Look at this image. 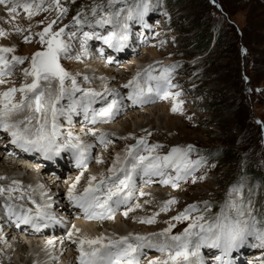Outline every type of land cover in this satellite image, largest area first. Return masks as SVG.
<instances>
[{"label": "rangeland", "instance_id": "374dc122", "mask_svg": "<svg viewBox=\"0 0 264 264\" xmlns=\"http://www.w3.org/2000/svg\"><path fill=\"white\" fill-rule=\"evenodd\" d=\"M136 3L137 0H126L109 9L107 0H60L61 7L67 9L62 16L55 4L46 3L44 10L31 19L22 8L10 14L8 7L0 4V28L7 32L6 36L0 37V46L15 49L14 53L8 54L9 57L16 55L30 58L44 47L36 33L43 31L52 21H56L53 30L65 28L64 39L72 46V58H62V66L69 73L76 74L81 88L97 91L99 87L107 86L110 81L102 78L99 83L88 76V72L83 71L85 68L78 69L77 65L89 68L96 58L100 59L102 66H92H95V73L100 72L102 73L100 76H105L109 69L106 66L119 67L123 71L122 77L126 84L135 76L130 70L128 57L140 60L144 58V65L159 63L158 67H155L157 70L163 66L167 67L165 59L169 58L175 62V69L170 78L173 79L171 81L173 88L180 93L179 96L150 103L154 106H148L147 109L144 108L145 106H131L121 111L114 121L101 123L103 127L98 126L95 129V132L100 130L101 133H106L108 140L111 141L107 147H104L105 150L104 148L100 150L102 146L100 149L97 147L94 154L96 158L103 157L107 162L105 166L108 165L109 160H112L111 152L123 157L126 148L141 137L146 138L149 145H162L157 149V154L161 156L167 155L174 147L186 148L191 145L194 148L190 154L192 160L205 157V162L177 188L162 183L144 187L156 186L167 194L172 191L173 196L170 197L169 194V197L175 198L178 203L172 205L170 211L160 212L153 224L138 222V217H150L160 211V199L153 195L151 200L147 201L149 203L144 202L148 207L137 209L138 217L132 218L133 224H138L136 229L133 228L132 234L147 235L160 232L168 227L166 221L175 224L173 234L182 232L191 220L178 223L172 220V217L192 204L198 205L201 210L192 213L193 219L200 214L206 219H214L220 213L221 206L227 201L233 185L241 181L244 185L241 195L245 201V218H248L247 201L250 200L251 215L257 220L264 219V176L259 178L248 173L251 164H257V171L264 173L262 162L264 158V0H150V11L144 17L143 23L134 18L136 26L132 24L133 28L130 29L135 32L137 42L131 44L132 49L135 50L133 56L121 57L118 62H114L117 58L114 59L107 53L112 62H104V59H107L105 56L99 57L89 53L94 52L93 46L85 52L86 44L81 31L91 33L94 38V34L98 33L94 28L99 25L91 27L88 25L90 28L88 30L85 24L81 29L79 25L73 26L74 17L81 15L82 18L87 16L89 20H93L91 8L102 4L105 11H114L115 8L124 9L121 12V19H124L129 7H134ZM98 15L102 16L104 12H99ZM209 22L212 23L211 27H208ZM17 27L24 31H16ZM202 28L207 31L211 29L213 32L214 38L210 47L197 44L199 36L206 34L205 31H201ZM101 30L106 33L105 28ZM70 33H75V36L69 37ZM98 35L101 37L102 34ZM25 37H28L30 42H26ZM217 38L220 39L215 43ZM76 56L80 58L76 59ZM90 58L95 59L89 63ZM154 58L157 60H153ZM28 66V60L23 65L17 66L14 76L7 78V88L19 87L24 82L20 69ZM84 77L88 79L85 80ZM4 86L5 84L0 87V91H4ZM66 86L70 85L66 83ZM122 89L125 91V96L129 89L119 88L120 91ZM124 101L127 103L126 99ZM166 104L169 106L168 113H165L166 110L163 108ZM176 104H179L180 110L173 112L172 108ZM142 109L143 113H139ZM129 111L132 112L128 113ZM136 115H140L139 121ZM121 119H125L124 122L123 120L119 122ZM110 124L113 126L111 129ZM111 136L115 137L110 139ZM125 137L127 139H124ZM3 140L1 139L0 143ZM211 150L215 153L213 157L206 156V151ZM104 154H107L106 157ZM4 157L19 159L9 153H4ZM19 161L22 162L20 159ZM93 163L94 161L91 165ZM63 173L68 175L69 172L64 170ZM237 195L233 193V198L235 199ZM139 197H136L134 203L139 202ZM169 197L166 200H169ZM204 202L210 205L206 212ZM263 226L258 225V227ZM159 256L160 254H157L151 260ZM148 261L145 264H148Z\"/></svg>", "mask_w": 264, "mask_h": 264}, {"label": "snow or ice", "instance_id": "6c2138e0", "mask_svg": "<svg viewBox=\"0 0 264 264\" xmlns=\"http://www.w3.org/2000/svg\"><path fill=\"white\" fill-rule=\"evenodd\" d=\"M124 2L126 0H107V5L109 9H113L115 5ZM46 3L55 4L60 9L61 16L67 12L66 8L61 7L60 0H0V4L8 7L10 14L22 8L29 19L44 10ZM122 11H124L122 8L105 11L102 4H97L91 8L93 20H89L87 16L82 18L81 15H77L73 19V26L79 25L82 29L85 24L90 27L112 25L113 30L103 37V41L116 51H122L129 39L127 21L137 17L143 23L144 17L150 11V0H137L135 6L127 10L124 19H121ZM99 12H104V15L99 16ZM54 24L56 21H52L43 31L36 33L44 47L30 58L16 55L9 58L8 54L14 53L15 49L0 46V85L7 83V78L15 73L17 66L23 65L26 60L29 61L28 67L20 69L24 82L19 87L12 86L0 91V131L7 133L11 138V144L17 148L24 152L39 153L46 160H54L62 152L72 154L76 167L81 168V175L76 177V182L71 185L67 195L87 219H114L115 212L121 205L127 206L123 215L128 217L129 212L143 207L139 202L134 203L137 193L139 196L147 195L139 191L135 177L147 178L144 183H151L152 177H161L160 183L177 188L180 181L192 176L205 162L204 158L192 160L190 154L194 148L191 145L186 148L174 147L167 155L161 156L157 154V149L162 145H149L147 139L141 137L135 144L126 148L123 157L116 156L115 162L108 169L109 175L104 173L99 176L91 175L83 190L77 192L81 176L87 170V161L96 159L91 156L94 145L86 143L80 136L73 135L70 131L61 138L59 117L64 116L70 121L71 113L79 114L78 110H82L85 119L90 123H108L124 108L122 101L125 98L133 104H144L153 101L154 97L167 99L169 96H179L180 93L173 94L169 91L173 87L170 77L175 66L161 68L158 75L155 74L157 69L153 65L138 71L122 86L129 89L126 97L119 90L109 89L107 86L103 91L83 89L76 77L61 64L62 58H72V46L64 39L65 28L54 31ZM16 31L24 30L17 27ZM6 35L7 32L0 28V37ZM68 35L75 36V33ZM81 35L85 42L92 38L89 32L81 31ZM25 41L30 42L28 37H25ZM84 79L87 80L88 77ZM66 83L70 86H66ZM76 93H80V96L77 97ZM64 101L68 103L65 104ZM95 104L101 106L96 108ZM179 110V104L172 108L173 112ZM90 135L96 137L105 147L111 143L106 133L97 136V133L92 131ZM97 162L104 163V160L99 158ZM13 184L16 182L13 181ZM243 187L242 181L233 185L227 201L214 219H206L203 214L193 219L192 213L201 211L196 204L189 205L183 212L173 216L172 220L178 223L191 220L188 226L177 234L172 233L175 224L166 221L167 228L147 235L132 233L118 237L80 235L78 240H73V243H78L79 264H142V258H146L148 252L152 250L160 256L148 261V264H206L202 249L218 250L219 254L212 253V258L217 264H233V252L249 244V237L259 242L256 246L264 248V227H258L264 225V219L257 220L251 215L250 200L247 201L248 218H245V201L241 195ZM17 190L18 188L14 187L7 189L0 187V194ZM233 193L238 194L235 199ZM177 203L175 198L166 200L161 203L159 212L150 217H140L138 222L153 224L160 212L170 211L171 206ZM5 207L9 216H16L13 208L8 205ZM47 207L49 206L37 205L34 214L32 209H28L26 214L16 216V219L18 223L32 225L37 231L42 224L48 227L59 223L45 210ZM209 207L208 202H204L205 212ZM72 229L73 231L68 232L69 239L74 233L82 231L76 225H72ZM48 243L52 244V241Z\"/></svg>", "mask_w": 264, "mask_h": 264}, {"label": "bare ground", "instance_id": "6f19581e", "mask_svg": "<svg viewBox=\"0 0 264 264\" xmlns=\"http://www.w3.org/2000/svg\"><path fill=\"white\" fill-rule=\"evenodd\" d=\"M128 21L129 22H127V23H129L130 25H129V29H128L129 30V39H128L127 43H135L136 42L135 32L130 31V29L132 30V28H133L132 27V24H133L132 19L128 20ZM108 27L113 28L112 25H108ZM96 37L97 36H95L93 38V40L91 41V45L94 48H95V45L97 42ZM103 37H102V40H103ZM94 52L91 51V53L93 55L94 54H95V56L99 55L98 53H96L95 50H94ZM129 53L133 54L131 52H129ZM111 54L109 53L108 55H111ZM89 56H90V54H89ZM112 56L114 57V55H112ZM92 57H94V56H92ZM99 57H101V55H99ZM95 58H90L89 63L91 61H93L92 59H95ZM96 59L93 61L92 65L89 68L84 67L83 65H77L78 66L77 68L78 69L85 68V69H83V71L85 70L86 72H88L87 73L88 76H91L92 79H95V81H97L99 83H100L102 78L110 81V82H108L109 84L107 85V87L109 89L119 90V88H121L123 86L122 84H125V80L122 77L123 71L120 70L119 67L106 66L107 65V63H106L105 66L109 67V69L107 70V74L105 76H100L102 73H100V72L95 73L94 71H95V66H99V67L102 66V64H101L102 62H100V59H97V60ZM128 60H130V64H129L131 66L130 70L132 73H134V75H136V73L138 71H142L143 69L148 67V65H152L151 63L150 64L148 63V65L147 64L144 65V62H143L145 60L144 58L142 60H140L139 58L129 59V57H128ZM153 60L156 61L157 58H154ZM110 61H111V59L104 60V62H110ZM170 62L171 61L169 58L165 59L166 66L170 65ZM93 65H95V66L92 67ZM129 65H127V67H129ZM158 65H159V63L153 64L154 67H158ZM77 68H75V70ZM126 69L127 68L125 67L124 70H126ZM160 69H158L157 71H159ZM70 74H71V72H70ZM71 75L76 77V74H74V73H72ZM84 75H85V73H84ZM113 83H114V85H112ZM105 86L106 85L99 87L98 91H103ZM53 87H54V85H53ZM120 92H122L124 95L125 91H123V89H122ZM76 96L79 97L80 95H76ZM17 98H19V94H17ZM154 99H155V97H154ZM126 101H127V103H126V105L124 104V108L121 111L127 110V107H129V106L130 107L131 106H135V107L145 106L144 107L145 109L149 108L148 106H150V107L154 106V105L148 104V103H146V104H148L147 106L144 104L134 105V104H132V101H130L128 99H126ZM63 103L66 104V103H68V101H64ZM97 105L98 104H95L94 107H97ZM167 105L168 104L163 106L164 110H166L165 113L169 112L168 111L169 106H167ZM155 108H156V106H155ZM153 109H151V110H153ZM121 111H120V113H121ZM131 112L132 111H129L128 113H131ZM78 113L79 114L71 113L70 114V116H71L70 121L68 119H66L64 116L59 117V124L61 125L60 130H61V134H62L61 137H63L64 135H66L70 131L73 133V135L80 136L81 139L84 140L86 143L95 144L96 138L91 136L90 133L92 131H95L96 127L100 126V128H101V127H103V125L101 123H98V124L90 123L88 120L85 119V114L82 110H78ZM120 113L117 116H115L111 121H114L116 118H118ZM139 113H143V109L141 111H139ZM139 118H140V115L139 116L136 115L137 121H139L138 120ZM122 120L123 119H121L119 122H121ZM124 120L122 122H124ZM125 125H127V123ZM85 126H88V127H85ZM125 127L127 128V126H125ZM109 128L111 129V128H113V126L110 124ZM117 129H119V128H117ZM116 132H118V131H116ZM96 133H97V136L101 134L100 130L97 131ZM3 135H4L3 133H0V137ZM112 137H115V136H111L110 139ZM107 139H109V138H107ZM135 143H133V144H135ZM101 146H102V148H101ZM97 147H99L98 149L101 148L100 150L102 151V149L105 146L102 144H96V148ZM9 148H10V144H8L7 140L4 139L3 142L0 143V177L4 178V179H0V187H3L5 189H7L9 187H14V188H18V190L15 192H11V193L6 191L3 194H0V225H1V223H4V222L6 223V219L9 216L7 208L5 207V205H8L11 208H13L17 215H23V214H26L27 211L24 212V210H22L19 207V205L17 206V204L22 203V204H28L30 206V205H32V202L29 204V203L24 202L22 200L30 201L32 198H35L38 201L40 206H42V207L49 206L45 210L47 212H49L50 215H52L57 221H59V223L51 224L52 227L57 228V227H59V224L60 225L66 224L67 225V228L65 230L66 232H68L69 230L73 231L72 225H76L77 228L82 230L78 234L74 233L72 236L73 239H77L80 235H88L91 237H95V236H99V235L118 237V236H123V235H128L130 233H133L134 232L133 228L136 229V226L138 224L137 225L133 224L132 221H134V219H132V218L134 216L135 217L137 216V210L134 212H129L128 217H125L123 215V213H124V211H123L122 213L120 212L118 215H116L114 219L107 220L106 223H104L102 225L106 230L104 232H107V233H104L102 231H98V229H102V226H100V228L97 227L96 229H93V230L86 227L82 221V218H81L79 212H76V218L75 219H69L67 217L66 213L62 211L64 209L59 210V208L69 209L70 204L68 201L63 199L62 194H63L64 188H66L69 184H73L74 182H76V181L73 182V180L76 178V176L78 174L77 171H71L70 173H68V175H66L63 173L65 168L61 165H59V167H57L55 169L56 173H58L56 175L51 174V173L46 172V171H40L41 168H40L39 163H35V162L32 163L31 159H29L30 162L28 163L25 161L20 162L19 159L4 157V153H7V154L9 153ZM104 150H105V148H104ZM3 151H4V153H2ZM111 153H112V160H109V163L107 166H105V164L107 163L105 160H104V163H96V161L99 157L96 158V160H94V163L92 165L87 163V169H88V172H90V174H89L90 176L91 175L99 176L101 173L108 175L107 169L109 168L110 164H113L115 162V158L117 155L114 152H111ZM106 155L107 154H104L105 157H106ZM101 158H103V157H101ZM105 168H107V169H105ZM79 170L81 171V168H79ZM90 176H88V178ZM13 181H15L16 184H13ZM135 181H136V185H137V188L139 189V191H142V192L147 194V195H144L143 197L140 198L139 194L137 193V198L139 197L138 201L140 204H143V207H148L144 204V202L150 201L151 197L153 195H156L159 197L160 205L162 202H164L166 199H168L169 194H170V197L173 196L172 191H170L169 194H167V193H165V191H163V189L156 187V186L155 187L150 186L149 188H141L140 187L141 184H145L144 181L143 180L138 181V180H136V178H135ZM158 185H160V184H158ZM157 189H159V190H157ZM10 196H11V199H9ZM145 196H147V197L145 198ZM20 197H23L22 200H20L21 199ZM170 197H169V199H170ZM52 203H55L54 208H50ZM160 205H159V207H160ZM32 211H34V210H32ZM140 213H142V212H140ZM140 213H138V215ZM138 218H137V220H138ZM138 228H140V227H138ZM50 237H52V235ZM48 238H49V236H46V235H39V236H37V235H30L29 236L28 235L25 237V236H23V233H15L14 231L8 230L7 228H5V226L0 227V264H70V261L68 259V254L62 253V250L57 248L58 243L55 240V237L52 240H48ZM60 239L63 240V236H60ZM49 241H52V244H49L48 243ZM66 246H67V248L72 249L71 244L68 243V244H66ZM202 251H203V249H202ZM203 253H204V257H205V261H206V259L209 257V255L206 252H203ZM255 253H257V252H255ZM255 253H253L254 254L253 256L257 255ZM157 254H159V253H157V252L148 253L146 258H142V264L143 263L145 264L146 261L151 260V258ZM253 256H252V254L249 253L248 259L250 262L253 261V262H251L252 264H261L262 263L263 260H261L260 257L252 258ZM143 260H144V262H143ZM206 264H211V263L206 261Z\"/></svg>", "mask_w": 264, "mask_h": 264}, {"label": "trees", "instance_id": "16d2710c", "mask_svg": "<svg viewBox=\"0 0 264 264\" xmlns=\"http://www.w3.org/2000/svg\"><path fill=\"white\" fill-rule=\"evenodd\" d=\"M211 26H212V23L209 22L208 27H211ZM201 31H205L206 34H204V36L203 35L202 36H199V39L197 41V44L198 43H201V44H205L206 47H208V46L210 47L211 46V43L213 41V38H214L213 32L211 31V29H209V31H207L205 28H202ZM208 32L210 34H208ZM219 39L220 38H217L215 43H217L219 41ZM214 154L215 153H214L213 150L206 151V156L213 157ZM262 162L264 163V158H262ZM257 168H258V165L257 164H251L250 165V169H248V173L251 174L254 177H259V178L263 177L264 176V173L258 172L257 171ZM263 190H264V188H263Z\"/></svg>", "mask_w": 264, "mask_h": 264}]
</instances>
